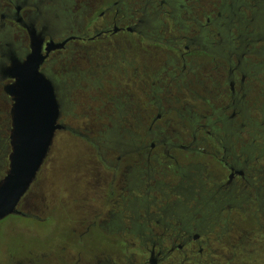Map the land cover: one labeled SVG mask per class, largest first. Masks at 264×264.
I'll use <instances>...</instances> for the list:
<instances>
[{
	"label": "flooded vegetation",
	"instance_id": "af4514ba",
	"mask_svg": "<svg viewBox=\"0 0 264 264\" xmlns=\"http://www.w3.org/2000/svg\"><path fill=\"white\" fill-rule=\"evenodd\" d=\"M184 1L192 4L189 12H183V0H108L106 8L99 13L101 19L108 15L106 21L97 25L82 22L79 25L80 34L62 36L60 32L64 25V14L61 12H66V9L71 7L68 0H52V9L56 6L59 8V16H55V20L52 11L41 13L38 10V5H43L41 0L37 3H33V0H4L5 10L0 14V181L9 168L13 102L5 88L13 81L7 76L8 69L14 62L24 63L30 54L29 32H34L42 41L43 54L46 43L50 40L55 43L66 41L61 49L50 52L39 68L40 73L50 81L54 89L59 105L58 123L64 127L60 131L71 132L88 141L85 134L73 130L63 122L62 109L67 105L70 95L96 91V101L102 106L100 109L104 111L113 104L110 107L111 114L104 112L98 122L101 123L107 117L110 124L116 127L117 133L118 129H121V133L125 132L129 136L130 148L128 154H98L101 165L96 172L95 191L96 194L99 192L98 199L87 206L86 202L79 204L82 205L80 209L79 205L75 206L74 214H71L69 220L71 233L76 236L73 241L78 248L85 247L88 244L85 236L94 232L100 236L103 234L108 243L122 240L126 246L118 258L99 253L100 256H95V259H82V251H74L73 243L67 242L61 244L63 247L57 250L54 257L31 251L24 255L14 253L8 246L16 236L21 241L23 236L20 234L24 232L21 233L18 227L11 223L5 231L9 232V239L0 234V264H254L240 261L263 254V247L259 244L255 250L249 251L248 247L242 246L244 242L240 246L228 244L230 257L210 246V237L232 238L230 236L237 233L240 239L248 241L250 238L248 226L244 223L245 215L247 218L252 206L256 204L260 205L258 208H261V211L264 210V192L257 194L251 186L255 175L254 167L247 168L248 162L242 158V153L239 151V155L233 154L231 149L232 136H236L234 144L237 145L238 138L244 133L247 124L244 118L237 124L235 111L240 106L239 111L245 109L248 113L243 79L240 88H237L232 71L226 70L223 64L217 63L210 55L206 56L210 64L208 74L198 77L199 65L195 67L193 62L194 54H201V42L209 40L210 31L206 27L211 24L218 27L228 34V38L224 36L223 41L229 42L228 24L233 20L239 21L241 17L231 10L225 16L224 22L217 24L222 18L219 13L214 12L216 0H207L211 2L210 13L215 14L213 22L205 15L204 6L200 5L201 0ZM10 9L16 12L9 15ZM3 13L8 14L2 15ZM202 18H205L204 22L200 21ZM52 19L56 22L53 25L48 23ZM185 21L189 27H184ZM4 22L15 26L20 33L21 41L18 47L4 42L7 36L3 33ZM178 27L182 29L178 30ZM87 30L89 31L86 33ZM170 32L176 34V37H168ZM127 35L135 37L133 43L131 40L127 41ZM141 39L150 42L152 46L170 48L171 54L165 57L163 65L154 69L147 60H143L141 65L138 64L136 60L142 58V54L137 53L135 46ZM96 42L101 44L90 50L85 49L87 57L77 55L79 51L75 48V43ZM114 51H117L118 55H111ZM114 72L119 77V82L113 75ZM195 84L202 87L203 92L215 90L217 98L221 102L226 101L221 103L223 106L220 108V114L226 116L228 113L229 116L214 125L218 133L216 138L212 137L215 140L207 137L211 132L205 131L203 117L199 116V121L188 129L181 123H175L172 118H167L170 114L175 117L178 114L175 108L180 102V91L194 87ZM191 93L190 90L189 94ZM152 99L153 103L150 102ZM200 99L205 103L208 101L204 97ZM152 108L157 112L150 111ZM194 118H197L195 114L189 115L190 122H193ZM104 125L105 122L99 124L102 128L106 127ZM2 126H5V129L1 131ZM174 127L177 130L170 129ZM99 130L96 135L101 136ZM100 139L99 137L98 140ZM209 141L213 144L210 145ZM180 152L189 159V163L183 164L179 160L176 154ZM200 153L208 154V159L221 167L225 173L223 178L217 174L214 177L210 174L211 177L205 178L212 179L211 190L218 197V201H225L221 207L217 205L218 201L214 200L215 205L207 217L200 215L199 203L204 181L201 171H206V167L193 156ZM37 176L19 200L16 207L18 213L9 216L38 221H45L49 217L38 215L40 211L45 212L47 207L40 206L37 201L38 188H32ZM235 210L240 211L241 218L237 225L230 216L231 211ZM261 217H264L263 211L259 217L255 213L251 214L254 226L261 228ZM126 239H133L136 244L128 248ZM215 241L218 243L219 240ZM248 243L251 244V241ZM77 247L75 248L78 249ZM255 252L258 255H254ZM39 259L41 263L35 262Z\"/></svg>",
	"mask_w": 264,
	"mask_h": 264
},
{
	"label": "rangeland",
	"instance_id": "374dc122",
	"mask_svg": "<svg viewBox=\"0 0 264 264\" xmlns=\"http://www.w3.org/2000/svg\"><path fill=\"white\" fill-rule=\"evenodd\" d=\"M52 2V0H47ZM106 1L108 0H68V2H71V7L66 9V12H61V14H64L62 23H64L62 31L60 32V35H68V34H80L81 29L79 25L82 22L87 23H93L95 25L101 24L104 21H106L109 17L106 15L105 18L101 19L99 16V13H101L106 8ZM210 1L207 0H201V6H204V12L205 15L212 20V22L215 19V14L210 13ZM184 5V11L183 12H189V7L191 9V3L186 2L183 0ZM45 9V6L38 5V10L42 13ZM52 9V6H51ZM59 9V8H58ZM57 6L53 8L51 11L53 19L55 16H59ZM5 10V2L4 0H0V14L4 12ZM47 12V11H46ZM187 17H185L186 19ZM222 20L219 22L217 21V24L220 22L223 23L225 20V16H221ZM49 21L50 24H55L54 20ZM205 18L200 19L201 22H204ZM262 22V19L259 20V24ZM184 27H189L188 24H185ZM264 24V20L262 22V25L260 28L254 26L257 30H261L262 26ZM39 25V24H38ZM13 28V33L11 36L8 34L10 28ZM182 29L181 27L177 28ZM12 30V29H11ZM89 30L86 31V33ZM3 33L5 34L6 38L4 39V42H10L15 47H18L21 41L20 33L17 29H15V26H12L8 22L3 23ZM176 33V31L174 32ZM261 33V32H260ZM262 35V34H260ZM168 37H176V34H172L171 32L167 34ZM224 36V35H222ZM127 41L131 40L134 41L135 37L125 36ZM225 38H228V34H225ZM114 39H118V37H114ZM141 42L136 43V51L138 54H142V58H137V62L139 65L142 64L143 60H147L150 65H153V68H158L161 65L164 64L163 61H165V57L171 54V50L169 47L162 46V48H159L157 46H152V44L145 39H141ZM133 43V42H132ZM99 42L96 43H75V48L78 49L79 52H77L78 56L87 57V51L85 49L89 48L90 50L93 47L99 46ZM167 45V44H165ZM168 46V45H167ZM111 55H118L117 51L112 52ZM76 57V56H75ZM145 57V58H143ZM105 59V57H103ZM193 62H195V67L197 64L199 65L198 73L200 72V76H206L208 74V65H210L207 61L209 60L206 55L203 54H194ZM220 61L217 60V63ZM164 71L165 68L163 69ZM153 72V71H152ZM116 72L113 73V75L116 77V80L119 82V77L115 75ZM149 73V72H148ZM211 80H213L212 77H210ZM217 79V78H216ZM115 80V81H116ZM198 81V80H197ZM201 80L199 79V82ZM212 85V81H211ZM214 89V86H212ZM252 91L247 89L245 87L246 92V105L248 110L251 108L255 109L258 108L261 100L256 97V87L254 86L251 88ZM192 91L191 94H189V91ZM203 88L199 85L195 84L194 87L190 86L189 89H184L180 91L179 99L180 102L176 106L175 109H177L178 114H176V117L174 114H170L167 118H172L175 123H181L185 126L186 129H188L189 126V115L195 114V117H199L202 114L211 115L212 111L220 109L223 105L221 103H225L224 100L221 102L219 98H217V93L215 90L212 92H208L205 90V92L202 91ZM196 93V94H194ZM251 94V95H250ZM171 95V94H170ZM98 97V92L91 91L88 94L81 93L80 95H70V98L67 101V105L63 107L62 109V120L63 122L71 127L73 130L77 132H81L86 135L88 138L85 139L84 137H80L77 135L72 134L71 132L67 131H57L55 133L52 146L50 148V151L48 155V158L46 162L44 163V166L40 170L37 180L35 184L33 185L34 188H38L39 194L37 201L40 203V206H46L47 209H45V212L41 213L38 212L39 216L46 217L45 221H38L33 220L30 218H24V219H17L16 217L8 216L7 218H4L0 221V234H4L5 237H8L9 239V232H5L7 229V226L11 223L15 225V227H18V230L21 231L20 234L22 235L21 241L20 238H17V236L11 240L10 242V251H13L14 253L19 254H26L27 252L31 251L36 254H47L50 256H56L57 250L62 248V243L65 244H72V249L74 251H82V259L86 258L88 260L95 259V256L99 257V253H105L106 256L115 257L118 258L119 254L122 253L123 248L126 246L122 243V240H113V242H107L108 239L104 237L102 234L97 235L98 233L94 232L93 234H89L87 237L85 236V240L88 243L85 247H77L75 242L73 241L75 239V235L71 233V226L69 225V220L71 219V214H74V211L76 207L86 202V206L90 203H93L97 201L99 193L97 191V174L98 171L97 168L101 167L99 164V158L98 154H122L119 153V146L114 145L113 143L105 145L102 140H98L100 135H96L97 130L101 134L104 133V129L112 128V125L110 124V120L106 117L105 120L102 122H105L106 126L105 128H102L99 126L98 120L103 117L104 112L107 114H111L110 107L113 106L111 103L110 106H108V109H104V111L100 108H102L101 103L96 101ZM200 97L206 98L208 101L205 103L200 99ZM139 101L137 100V103ZM150 102H154V99H152ZM117 103V102H116ZM118 104V103H117ZM190 107L191 109H188ZM193 107V108H192ZM90 108V109H89ZM238 109L240 106L237 107ZM4 111V110H2ZM153 113H156L157 110L154 108L150 109ZM245 112V109L242 110ZM177 113V112H176ZM181 115V116H180ZM255 115V112L253 113ZM181 117V118H180ZM86 118V119H85ZM239 124V121L237 122ZM215 128V127H214ZM5 129V126L1 127V131ZM171 130L177 128H170ZM121 133V129H118ZM170 130V131H171ZM209 132H213L212 129H207ZM185 133V132H184ZM123 134V133H122ZM125 134V132H124ZM171 134V132L169 133ZM186 134V133H185ZM222 135V134H221ZM185 137V136H184ZM101 138V137H100ZM224 138V137H223ZM239 143L236 145L234 144L235 140L234 138H231L232 143V152L233 154H238L240 151L241 143L246 140L244 138V135L239 136ZM188 140V138H187ZM242 141V142H241ZM102 143V144H101ZM117 143H123L122 141H119ZM230 143V142H229ZM209 144L212 145L213 143L209 141ZM229 146V145H228ZM121 147V146H120ZM128 146H124L123 149L129 151ZM128 154V153H127ZM179 157V160L183 164L189 163V159H186L183 152H180V154H176ZM239 155V154H238ZM196 161H198L202 166H205L206 171H201L203 173V176H210L212 174V177H214L216 174L219 175L221 178L225 175L224 170L219 167L216 163L211 162L210 159L206 158H197ZM264 166V160H259L256 164V168H263ZM259 173V172H258ZM258 175L254 176V181L251 184L253 188L256 190L257 194H261L264 192V186L262 184V178L258 177ZM260 180V181H257ZM107 183V180L105 181ZM104 183V184H105ZM90 188H92L90 190ZM254 190V191H255ZM76 206V207H75ZM81 206V207H80ZM259 204H256V206H252L251 212L247 215H245V224L248 226V236L250 239L248 241H251V244L248 243L247 239H240L239 234L230 236L232 238L227 237H219L221 239H218L217 237H210L211 242V248L216 249L218 251H221V253H226V257H230V250L228 248V244H234L235 246H245L248 247L247 250H255L259 244V246L263 247L262 251H264V217H261L259 219L260 221V227L254 226L253 221L251 219V214L255 213L256 216L259 217L260 213L262 211ZM82 208V205L78 206V209ZM90 208V206L88 207ZM77 213V210H76ZM240 211H231L230 216L234 220V224L237 225L240 223ZM224 219L226 218V213L223 214ZM80 221V220H79ZM78 221V222H79ZM243 223V224H244ZM8 231V230H7ZM220 234V233H219ZM33 235V236H32ZM38 238V239H32ZM106 239V240H105ZM215 240H219L218 243ZM127 241V247L129 248L132 245L136 244V241L133 239H126ZM247 241V242H246ZM77 247L78 249H76ZM250 247V248H249ZM246 250V251H247ZM133 250H130L132 252ZM104 255V256H105ZM254 255H258L255 254ZM240 258H243L244 256H239ZM258 257H260L258 259ZM104 258V257H103ZM219 258V256H218ZM36 259V258H35ZM263 262L264 264V252L261 255L254 256L253 258H249L247 260H241L240 263H254L259 264L260 262ZM41 263V259L35 260V262ZM220 261V260H218ZM222 262V261H221Z\"/></svg>",
	"mask_w": 264,
	"mask_h": 264
},
{
	"label": "trees",
	"instance_id": "16d2710c",
	"mask_svg": "<svg viewBox=\"0 0 264 264\" xmlns=\"http://www.w3.org/2000/svg\"><path fill=\"white\" fill-rule=\"evenodd\" d=\"M11 1L15 2L21 0ZM34 1L37 3L39 0H33V3ZM41 1L45 6L43 12H50L52 6L51 2L47 0ZM231 10H234L233 12L237 13L241 19L239 21H230L228 24L230 29V41L224 42L223 40L225 33L218 27H215L211 24L209 27H206L210 31L209 40H204L201 42L199 51L203 55H210L213 59H216V61L219 60L220 63L226 67V70L232 71L233 81L237 88H240L242 79L244 87L250 91H252L251 88L254 86L256 87V97L259 99V101L261 100L258 108H251L248 110V113L239 111L238 108H236L235 111L237 113L236 120L239 122L243 118L247 120L245 131L243 133L246 140L244 143L241 141L242 147L240 148L242 158L247 160V168L253 169L254 167V176L258 175L257 178L261 177V185L264 186V166L261 169L256 168L258 161L264 160V24L261 30L254 28V26L260 28L264 20V0H216V6L214 7L215 14L219 13L220 16H227ZM10 11L11 12L9 15L16 12L14 9H10ZM33 12H35V10H33ZM7 14L3 13L2 15ZM261 19L262 22L259 24L258 22ZM11 29L12 28H10L8 33L10 36L13 33V29ZM220 111L221 110L218 109L212 111L211 115H200V117H203L204 124L206 125L205 131H208L207 129L213 130L211 135L207 136L210 139L212 137L216 138L218 135L214 125H216V123H221V121H223L226 116H229L228 113L226 116L222 113L220 114ZM254 112L255 115H253ZM200 117L194 118L193 122H190L189 120V126L196 124ZM109 127L104 129V133L100 136V141L102 140L105 145L113 143L114 145L119 146V153L127 154L128 151L123 149V147L130 146L129 136H127L126 133H117L116 127H114V125H112V128ZM235 137L236 136L233 135L232 139H235ZM122 140L123 143H117ZM207 155L208 154L200 153L193 156L194 159L208 158ZM203 178L204 181H202L199 202L201 208L200 215L202 217H207L210 215V211L215 205L214 200L218 201V197L213 194V191L211 190V183L213 182L212 179L209 178L206 180L205 176ZM226 199L227 198H223V200ZM223 202L225 201H218L216 203L222 207ZM223 206H225V204Z\"/></svg>",
	"mask_w": 264,
	"mask_h": 264
},
{
	"label": "water",
	"instance_id": "95a60500",
	"mask_svg": "<svg viewBox=\"0 0 264 264\" xmlns=\"http://www.w3.org/2000/svg\"><path fill=\"white\" fill-rule=\"evenodd\" d=\"M31 52L24 63L14 62L8 69L13 81L5 88L12 99L10 153L8 171L0 181V220L17 214L19 200L36 179L57 131L64 127L58 123L59 105L54 89L39 68L49 53L61 49L66 41L46 43L29 32Z\"/></svg>",
	"mask_w": 264,
	"mask_h": 264
}]
</instances>
